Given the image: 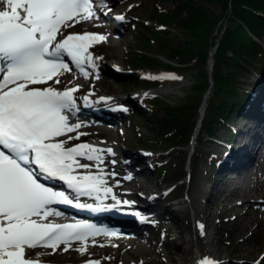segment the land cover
<instances>
[{
	"label": "snow or ice",
	"instance_id": "1",
	"mask_svg": "<svg viewBox=\"0 0 264 264\" xmlns=\"http://www.w3.org/2000/svg\"><path fill=\"white\" fill-rule=\"evenodd\" d=\"M95 5L96 0H0V264H36L30 250L39 247L67 252L78 243L77 252L87 251V241L101 230L87 220L55 222L50 218L64 215L55 205L95 213L129 204L116 200L108 183L111 177L119 186L118 173L105 165V154L115 156L113 150L73 143L88 135L79 131L89 126L81 107L106 98L92 101L91 93L76 95L79 86H53L62 84L65 72L88 78L89 69H98L101 57L90 49L106 37L66 31L99 20ZM105 7L100 11L107 16ZM108 198L116 204H104ZM197 264L212 262L205 258Z\"/></svg>",
	"mask_w": 264,
	"mask_h": 264
},
{
	"label": "rangeland",
	"instance_id": "2",
	"mask_svg": "<svg viewBox=\"0 0 264 264\" xmlns=\"http://www.w3.org/2000/svg\"><path fill=\"white\" fill-rule=\"evenodd\" d=\"M177 2L178 0H123V1L118 0V2H116V5L113 6L112 9L121 10L124 11L125 13L132 12V14L138 15L139 19L135 22L133 28L127 24L125 30L118 36L109 34L108 36L109 39H105L101 43L96 44L94 46V51L99 53H104L105 54L104 57L107 58L108 61H114V63H117L123 69L131 68L135 66V64L131 62L129 59L132 55L136 54V52L138 51L152 53V55H157L163 59H167L171 61L173 64H177L178 58H182L183 56H178V58L166 57L165 51H163V49L159 46V36L157 33H162L164 35L169 34L170 38L172 39L170 44L172 46L179 45V46L187 47L190 44L185 39L186 32L185 30H182V28H180L179 22L177 21L178 16L174 15L169 17L168 19L166 13L159 12L157 14L163 20L162 21L156 14V12L158 11H163V10L170 11L172 7L177 4ZM203 3L205 7H207L209 10L215 13L221 11L220 5L216 2L209 3L208 1H203ZM130 4H132L133 6L129 11L128 6ZM180 13H181L180 17H184V15H186V10L182 9ZM143 20L148 21L145 24V26L143 25L144 24ZM160 22L164 23L166 25V28H170L172 29V31L168 33L162 30V28H156V25L154 23L158 24ZM223 24L224 22L222 21V27ZM155 29L159 30V32L156 33ZM213 33L214 35H216L215 31H213ZM142 36H145V40L149 41L148 44L146 43L142 45L141 42ZM187 36H188V32H187ZM260 36L262 39H264V31H262ZM111 39L115 40V42L108 43V41ZM197 48L198 47L194 48L195 53L193 54L194 56L193 58H191L192 56L189 59L188 57H185V59H188L186 60L187 62L185 63L186 64L185 66L182 67L180 66L175 68L179 73L177 75H179L181 79H173V80H169L168 82L167 81L160 82L158 84V86L159 85L162 86L160 90L155 89L156 87H158L156 86L158 82H156L155 85H153L151 82H146V83L144 82V84L140 83L134 76L135 74L137 75L136 71L145 68H149L153 70L156 68L166 69L173 67L164 66L163 64H158L156 66L140 65L139 67L134 69L135 71L130 72L128 75H126V76H130L129 77L130 79L127 81L124 79L117 80L115 76L111 74H108V76L106 77L104 76L105 75L104 74L100 77L99 80L97 77H93L91 78V81L96 82L98 88L102 92H110V93L114 92L115 96L119 98H122L124 95H127L131 91H139L144 87H148L155 89L150 91H154L161 97H164L169 101H173L174 98L177 99L181 94L184 93L186 89L190 88L195 78L194 74L197 72L198 67L201 66V58L199 56L201 49L200 48L197 49ZM213 53L214 52H212V54ZM205 60H206V56H205ZM254 64H256V62ZM105 66L107 68L108 64ZM252 68L253 67L251 65H246V61H243L239 66V71L233 72V78L235 82L234 84L237 87L242 86L244 85L245 82L247 83L249 81L250 71L252 70ZM222 69H224L223 66ZM212 74H213V68L211 69V73L209 72L211 89L213 86ZM68 77H71V75H68ZM64 83H65V79L60 85H63ZM144 85H150V86H144ZM126 87L129 90L127 93L121 90L122 88L123 90H125ZM235 90L238 91V88H236ZM139 95L140 92L136 97H138ZM144 103L148 104V102L145 99H144ZM154 106L152 107L150 106V107L153 110L155 109L156 115L158 117L163 116L164 115L163 110L158 105H154ZM196 107L192 108L190 114L188 115L189 118L188 120L190 121L192 120V125L190 127L189 134L192 133L193 126L195 125L197 119L196 117L198 112H195ZM236 111L235 112L233 111L232 116H234V118H238L237 115L235 117ZM148 112L149 109L142 116H139L137 113H130L132 117L135 118L138 117L140 122L134 124L127 117L125 120L120 121L117 125H115L110 129L103 127V129L105 130L103 131L101 130L102 131L101 135L108 137L107 140L108 143L109 141L112 143L116 142L118 149H120V146L121 147L132 146L135 149L137 147H146V148H154L162 151L159 154L153 152L156 162L159 161L160 164L162 165L160 170L161 172L159 175L154 176L153 174L155 173L152 171L149 173V176H143L144 175L143 172L144 173L147 172L146 169L136 172V175L141 176L143 183L148 186V187L146 186L147 191L149 190L152 191L156 189L164 190L166 189L167 184L169 183L176 184L184 176L187 178V176L184 175L186 169L185 165L188 164V160H186L187 153H191V148H192V153L189 157V160H191L192 177L188 181L186 179V182H182L180 184V187L176 188L177 189L176 195H179V197L177 198L179 199L186 197L187 194L189 196L188 197L189 200L194 199L196 196L197 203L195 205V203L189 202L187 208H180L177 205L172 204L170 206L171 212H167L169 218L164 219L163 226L167 225V232L165 235H162L160 231H158L155 234H151L148 232L147 235L139 234L134 237L135 238L134 241L141 244L140 251L136 247V243H134L135 244L134 245L131 244L130 241H128V243H124V246L122 247L105 248L104 251H102V249L99 247L98 249L92 250L94 252L96 250H99V252L96 253L97 258L104 259L105 260L104 262H106L105 264H114L117 261H123V260L125 261L129 260L131 263L146 261L149 264L152 263L169 264L168 261L170 256L175 255L177 251H179L176 248H178L179 246L183 248L187 246L186 242L183 241V237L188 235L189 236L188 239H190V236L191 238H194L195 224H193V219H192L194 212L195 215L198 213L196 215L197 216L196 220L199 223V225L202 224L205 216L212 217L210 220L212 223L211 228L213 229V234L215 236L214 239L211 241V244L209 243L210 250L211 252H213L212 254L220 257L228 256L230 258L243 259L246 261L251 260L253 258L256 259L258 256L263 255L262 259L264 260V252H263L264 242L262 240V238H264V232L262 231L264 222L261 220L262 218L264 220V213L255 212L254 208L252 207L253 209L251 208L248 209L247 211L248 214L245 213L243 215H240L241 216L240 217L238 216V213H240L243 208H241L240 206H233L238 200L240 199L242 200L244 197H246V199L251 197L252 195L251 192H255V193L259 192V190H257L256 188L260 187L261 184H264V163L262 162L261 165L262 158L259 157L258 158L259 160L256 162V164L250 163V165L247 166V169H245L241 173L237 174L235 172L234 174L231 173L228 175H224L223 179H225L226 182L228 183L227 188L229 190L223 192L221 195H218V198H216L217 188L223 187L224 184L219 185L214 179L206 177L207 176L206 172L208 166L207 155L209 152H211L212 154L213 151L218 150L219 145L216 142L206 141L205 137H200V134H202V129L199 130L200 133L197 136L195 142L194 140L191 142L192 145H190V140L185 139L184 141L183 139L178 138V136L173 138V139L177 138L176 139L177 141L176 140L175 141L176 143L179 144L178 146L175 147H168V148L160 147L162 145L172 143L170 139L168 141H161V142H159V140H157V142L152 141L155 145L146 144L145 143L146 138L151 139L153 135V132L150 128L151 122L149 120V117H147ZM229 112L230 109L228 107L225 110L224 114H227ZM259 122L262 121L259 120ZM86 128L88 131L95 134V131L93 129H91L90 127H86ZM187 131L188 130L184 132L186 133ZM225 133H226V129L222 125H220V127L218 126V128L214 130V134L220 135L222 137L223 135H225ZM241 136H243V133ZM104 147L108 148L109 146L104 144ZM162 147H166V146H162ZM106 155L107 154H105V162L107 161ZM131 184H133L131 186H134L136 189H138V191H140L139 189L141 188H138L132 182ZM252 189H254V191ZM132 194H135V191L132 192ZM222 196L225 197V200H221ZM192 201L194 202V200ZM246 202H250V201H246ZM231 206L235 207V209H229ZM233 214L236 215V217H234L235 219L231 217ZM249 216L251 217L254 216V218L256 217L260 221V224L254 225L255 222L248 221ZM250 229L251 231H254L252 232V234H250ZM174 234H178V236L176 235L175 240L172 241L171 237ZM162 236H164L163 242H161ZM192 242H191L192 246H189L190 248L189 254H191L196 247L194 243L195 241ZM185 254L186 256H188V251H185L184 255ZM78 259H80V257L77 258V260ZM60 260L63 259L61 258ZM135 260L138 261L133 262Z\"/></svg>",
	"mask_w": 264,
	"mask_h": 264
},
{
	"label": "trees",
	"instance_id": "3",
	"mask_svg": "<svg viewBox=\"0 0 264 264\" xmlns=\"http://www.w3.org/2000/svg\"><path fill=\"white\" fill-rule=\"evenodd\" d=\"M203 1L218 3L221 11L215 13L209 10L204 6ZM182 9L186 10V15L179 17L178 22L180 28L185 30V39L190 45L187 47L173 46L168 49L166 55L169 57L183 56L180 59L185 61L184 58L193 56L194 48L198 47L201 49L200 53L198 52L201 66L198 67L195 74L193 73L195 78L190 88L186 89L178 99L171 103L161 99L155 100L165 112L162 117L151 115L152 132L156 137L160 135L161 141L169 139L173 141L176 136L187 140L190 133L188 131L192 125V120H188V115L191 109L197 106L201 94L208 84L205 56L209 44L214 43L218 34L220 35L213 55L214 84L206 106V114L201 121L202 134L200 136H204L208 132L212 133L215 126L213 121L221 122L220 117L225 118V110L237 98L234 97L233 72L238 71L243 60L246 61L242 57V53L253 59L264 56L263 47L247 31L248 28L256 34L264 28V0H178L171 13L179 16ZM222 21L224 22L223 27ZM170 42V38L161 36L160 46L162 49L169 48ZM135 60L146 64H153L156 60L162 62L160 58L144 55L136 57ZM163 62L169 64L166 61ZM186 130L188 131L185 133ZM177 131L178 134H176Z\"/></svg>",
	"mask_w": 264,
	"mask_h": 264
},
{
	"label": "bare ground",
	"instance_id": "4",
	"mask_svg": "<svg viewBox=\"0 0 264 264\" xmlns=\"http://www.w3.org/2000/svg\"><path fill=\"white\" fill-rule=\"evenodd\" d=\"M98 24H99V28L100 29H103L104 28V26H103V24L101 23V22H99L98 21ZM111 37V36H110ZM109 39V38H108ZM115 42V40H113V39H111V40H109L108 41V43H114ZM116 44V43H115ZM111 53V52H110ZM114 54V53H113ZM211 55H213L212 53L209 55V58L211 57ZM110 64H112V62H110ZM211 66H212V64H211ZM211 71V70H210ZM211 91V90H210ZM210 91H208L206 94H205V96H204V100L202 101V108H201V118H200V120H202V117H203V115H204V113H205V111H204V108H205V105H206V103H207V101H208V98H209V93H210ZM264 120V119H263ZM252 124L253 125H255L253 122H252ZM257 128L258 127H260L261 126V124H257V125H255ZM199 127H200V124L196 127V133H195V136L194 137H196V135H197V133H198V130H199ZM81 129H86L87 130V128L86 127H84V128H81ZM255 134V133H254ZM248 141L246 142V145L248 144V143H250L251 141L253 142V136L251 137V135L249 136L248 135ZM79 142H87V143H89V144H92V145H94V146H96V147H99V148H105L104 147V144H102V143H99V142H96V141H90V140H79V141H73V143H79ZM108 148H110V147H108ZM106 149V148H105ZM242 158H240L239 159V161H243V160H245V158L243 159V160H241ZM259 160V159H258ZM82 163H92V162H89V161H82ZM264 163V162H263ZM259 164V163H258ZM253 165V164H252ZM249 166V165H248ZM258 167V166H257ZM106 169L107 170H109L108 169V167H106ZM247 169V168H246ZM263 169V168H262ZM258 170V169H257ZM93 171H95V169H93ZM110 171V170H109ZM253 171V170H252ZM250 172V171H249ZM254 173V172H253ZM238 174V173H237ZM108 183H109V185L110 186H113V183H112V180H111V177H109L108 178ZM147 186V185H146ZM115 187H116V185H115ZM148 187V186H147ZM114 188V187H113ZM250 188V187H249ZM210 189V188H209ZM257 190H259V192H257V193H255V192H251V197H249L248 198V200L250 201V202H252L254 205H256L257 203L258 204H262V205H264V184H261V186L260 187H258V188H256ZM200 190V189H199ZM203 190V189H202ZM253 191H254V189H252ZM256 191V190H255ZM202 192V191H201ZM244 194V193H243ZM249 194V193H248ZM243 198V197H242ZM245 198V197H244ZM201 199V198H200ZM203 199V198H202ZM192 200H194V202L192 201ZM192 200H190V202H192V203H195V205H196V203H197V197L195 196V198L194 199H192ZM243 204H246L247 202H246V200H244L243 202H242ZM249 203V202H248ZM176 204H178V205H180V208L181 207H188V205H189V201H187V199H178L177 201H176ZM174 206V205H173ZM202 208V207H201ZM242 208V207H241ZM230 209V208H229ZM251 209H253V208H251ZM196 210V209H195ZM261 212H264V209H261L260 210ZM197 212V211H196ZM205 212V211H204ZM242 212V211H241ZM254 212V211H253ZM200 213V212H199ZM203 213V212H202ZM255 213V212H254ZM172 214H174V213H172ZM198 214V213H197ZM256 214V213H255ZM262 215V214H261ZM245 216V215H244ZM241 217V216H240ZM211 218L212 217H210V216H205V218L203 219V222H202V224H200L199 225V227H195V229H194V232H195V235H194V238H191V236H190V239H188V240H186V244H187V246L186 247H180L179 245V247L178 248H176V249H178L179 251H177V253L175 254V255H173V256H170V258H169V261H168V263L169 264H197V262H199V261H201L202 259H204L208 254H209V252H211V250H210V244H211V241L214 239V234H213V229L211 228ZM239 218V217H238ZM235 219V218H234ZM263 219V218H262ZM254 225H256V224H254ZM201 226H203V228H201ZM174 227V226H173ZM260 227V226H259ZM258 227V228H259ZM256 228V227H255ZM182 230V229H181ZM257 230V229H256ZM252 232H254V231H252ZM203 233V234H202ZM175 236L177 235L178 236V234H174ZM182 236V235H181ZM263 236V235H262ZM261 236V237H262ZM110 237H113L111 240H107V241H105L104 243H102V246L101 245H99V247L102 249V251H104V249L105 248H111V247H113V248H117V247H122V246H124V243H128V241H132V244H134V243H136V247L139 249V251L141 250V244H139L138 242H135L134 240V237H125V238H120V239H118V235H112V236H110ZM118 239V240H117ZM261 239V238H260ZM216 240V239H215ZM262 240H263V242H264V238H262ZM117 241V242H116ZM183 241H185L184 240V237H183ZM192 241H195L194 243H195V245H196V247H195V250L191 253V254H189V252H190V248H189V246H192L191 244L193 243ZM114 242H116V243H114ZM178 242V241H177ZM192 242V243H191ZM210 243V244H209ZM255 243V242H254ZM78 243H74L73 245H72V247L70 248V253L69 252H66V253H63L62 251H56L55 253H52V250L51 249H49V248H43V247H40L41 248V250H40V252H39V254L38 255H45V254H52V255H54V256H57V257H60V258H62V259H69V258H79V255L78 254H75L74 253V251H73V249H74V245H77ZM88 244V248H87V251L89 250V249H92L93 248V246H95L94 244H91V243H87ZM119 244H121V245H119ZM182 244V243H181ZM135 245V244H134ZM194 246V245H193ZM214 247V246H213ZM254 248V247H253ZM212 249V248H211ZM203 250H205V251H203ZM213 250V249H212ZM185 251H188V256H186V254L184 255V252ZM249 251V250H248ZM255 251V250H254ZM258 252V251H257ZM170 253V252H169ZM175 253V252H174ZM213 252H211L210 254H212ZM218 254V253H217ZM169 255V254H168ZM215 257H220V256H216V255H214ZM214 256H212V257H214ZM263 256V255H262ZM242 258V257H241ZM94 260V259H92V258H88V259H84V260H82V261H77V262H75V261H73V260H70V261H63L64 262V264H86V261H88V260ZM254 259V258H253ZM72 261V262H71ZM75 262V263H74ZM101 263V262H100ZM131 262L129 261V260H126V262H120V263H118V264H130ZM131 264H135V263H131ZM136 264H148V262H146V261H139V262H137ZM153 264V263H152Z\"/></svg>",
	"mask_w": 264,
	"mask_h": 264
},
{
	"label": "water",
	"instance_id": "5",
	"mask_svg": "<svg viewBox=\"0 0 264 264\" xmlns=\"http://www.w3.org/2000/svg\"><path fill=\"white\" fill-rule=\"evenodd\" d=\"M212 49H214V47Z\"/></svg>",
	"mask_w": 264,
	"mask_h": 264
}]
</instances>
